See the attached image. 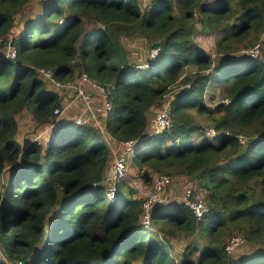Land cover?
<instances>
[{
  "label": "trees",
  "instance_id": "obj_1",
  "mask_svg": "<svg viewBox=\"0 0 264 264\" xmlns=\"http://www.w3.org/2000/svg\"><path fill=\"white\" fill-rule=\"evenodd\" d=\"M195 33L215 34L219 56ZM128 37L159 53L140 67ZM8 42L14 59L3 58ZM256 44L257 57L245 54ZM40 68L95 90L94 116L54 115L66 101L58 90H72ZM83 76L105 89L108 110ZM167 104L171 127L156 132ZM27 114L33 131L50 132L19 140ZM129 139L142 142L134 178L151 188L169 178L150 229L148 195L121 179L115 200L105 196ZM176 176L192 185L170 193ZM198 199L200 219L185 203ZM233 235L244 241L227 253ZM0 247V264H264V0H0Z\"/></svg>",
  "mask_w": 264,
  "mask_h": 264
},
{
  "label": "rangeland",
  "instance_id": "obj_2",
  "mask_svg": "<svg viewBox=\"0 0 264 264\" xmlns=\"http://www.w3.org/2000/svg\"><path fill=\"white\" fill-rule=\"evenodd\" d=\"M142 3L144 5H148L149 4V0H142ZM35 7L37 6V4L35 3L34 5ZM33 11H35V9H33ZM32 11V13H33ZM20 18V15L18 16V20ZM194 38L195 40L198 42V44L200 45V47H202L207 53L211 54L214 58L219 56V53L216 52V37L215 34H211V35H202V34H194ZM124 47L126 50V54L127 57L130 59L131 62L133 63H141L139 66L140 67H145L147 66L146 62H143L144 60H146L148 57H150L151 59L155 58L157 56L156 55H152L151 54V49H153V47L151 46L152 43H150L149 41L143 39V38H136V37H128L126 39H124ZM245 54H247V51H249L250 49H243ZM237 52L242 53V49L238 50ZM249 55V52H248ZM250 56V55H249ZM251 57V56H250ZM89 95V105L92 102V105H95V108L98 106V102H99V94L96 95L95 94V90L93 89H89L87 88ZM103 88H100V100L103 102V104H101V108H99V110L104 111V106L105 108L108 110L109 107L107 106V102H106V92H102ZM93 90V91H91ZM60 93L62 92V94L64 95V100L65 103L63 104L64 106L62 107L63 109V116L60 119H73L74 118L76 121L80 120L81 122H84L86 119H88L87 116V112H91V114H93L92 116H94V105L93 107L89 110V107L87 106L88 101H86V98H83L80 94H76L75 92L72 91V94H68V92H63L62 90H58ZM79 92V90H77ZM217 97V95H216ZM166 100V99H165ZM83 115L81 117H79L80 115ZM96 117V115H95ZM94 119V118H92ZM95 120V119H94ZM99 124L102 126L101 122L98 121ZM202 122V121H200ZM26 123H28V125H26ZM33 123L34 121L31 119L30 115H25L23 118L22 117H18V131L19 135H18V139L22 140L23 137L25 136H30V138H37V137H43L46 136L47 133H49L50 129H45V130H32L31 128L33 127ZM205 125V124H204ZM103 127V126H102ZM31 132V133H30ZM212 135L213 131L211 129H208L207 131V136L208 135ZM142 146V142H137L135 144V147L130 151V153L127 154V160H128V169H127V174L126 176L123 178V180L126 182V184L128 183L137 193L136 197H139L140 195H149L152 191H153V186L151 188V186L146 185L142 179L139 178H134L136 175V172H138V168L137 165L134 164L133 160L135 158V151H136V147H140ZM134 176V177H133ZM155 175H153L154 177ZM174 178H180L181 179V186L180 188H177L176 186H172V192L173 194H177L176 192H180L182 191V188L184 187H190L187 184H191V182L188 181V183H186L185 181H183L185 179L184 176H176ZM154 204V203H153ZM143 224V221H142ZM173 243H175V249L180 250L183 246L184 243L182 241H176V239L172 240ZM244 250L246 252H251V250L253 248L256 247V245H252L250 246L248 249L247 247L244 245ZM1 255V253H0Z\"/></svg>",
  "mask_w": 264,
  "mask_h": 264
},
{
  "label": "built area",
  "instance_id": "obj_3",
  "mask_svg": "<svg viewBox=\"0 0 264 264\" xmlns=\"http://www.w3.org/2000/svg\"><path fill=\"white\" fill-rule=\"evenodd\" d=\"M7 45H8V48L4 52L3 56L6 59H13L15 57L16 50H15V48L11 47V43L10 42H8ZM248 52H249V55L251 57H253V58L257 57L258 54H259V46L256 44L255 46L251 47L249 51H247V55H248ZM158 53H159V48L151 49V54L152 55H156ZM39 72L42 75H44L46 78H48L52 82V84H54V86L56 88H58V89L62 88V89H67V90L70 89L73 92H75L76 94H80L83 98H86V101H88L87 106L89 107V110L93 107L92 102L89 105V95L90 94L84 90L83 86L79 87V86H77L75 84H72L71 82H66V83L58 82L53 77V71L52 70H47V69L40 68ZM82 82L88 83L92 87L93 86H99L94 80H92V79H90V78H88L86 76H83ZM77 90H79V92ZM101 91L104 92L105 89L103 88ZM106 96H107V94H106ZM106 102H107V106L106 107H110L109 106L110 105L109 102L107 100H106ZM94 110H95V108H94ZM63 112H64L63 109L60 108V107L59 108L58 107L55 108L54 111H53L54 115H56L58 117H61L63 115ZM93 113H94V111H93ZM75 122L78 123V122H81V121L80 120H78V121L75 120ZM152 124L155 127L156 132H161V131H164L165 129H168V128L171 127L172 121H171V116H170L168 104L166 105V107L164 109L156 112L152 116ZM212 135H210V136H212ZM135 144H136V140H133V139L126 140L123 143L124 150H123L122 154H120V155H118V156H116L114 158V161H113V163L111 165V169H110V173H109L110 176H109L108 186H107V188L105 190V196L110 202H113L115 200L116 192H117V188H118V183L127 174V169H128L127 154L130 153V151L135 147ZM168 184H169V178L167 176H160L154 182L153 191L142 201L141 207L144 209L145 212L142 215V219L141 220L143 221V225L146 228L149 227V215H148L149 208H150V206L153 203H158V202L161 201V198L159 197V194L162 191V189ZM185 203L194 212V214L198 218H201L202 215L207 212V206H206V204H204V202L201 199H198V200H185ZM242 242H243V238L241 236L233 235L230 238V240H229V242H228V244L226 246V249L228 251H230L234 247H236L239 244H241ZM2 252L3 251H2V249L0 247V253L2 254Z\"/></svg>",
  "mask_w": 264,
  "mask_h": 264
},
{
  "label": "bare ground",
  "instance_id": "obj_4",
  "mask_svg": "<svg viewBox=\"0 0 264 264\" xmlns=\"http://www.w3.org/2000/svg\"><path fill=\"white\" fill-rule=\"evenodd\" d=\"M16 50V49H15ZM3 55H4V52L2 53ZM16 54H17V50H16ZM16 54H15V56H16ZM3 58H4V56H3ZM15 58V57H14ZM13 58V59H14ZM6 59V58H5ZM77 86H82L81 84H76ZM94 88H96L98 91H100V88L102 87V86H93ZM2 239V238H1Z\"/></svg>",
  "mask_w": 264,
  "mask_h": 264
},
{
  "label": "clouds",
  "instance_id": "obj_5",
  "mask_svg": "<svg viewBox=\"0 0 264 264\" xmlns=\"http://www.w3.org/2000/svg\"><path fill=\"white\" fill-rule=\"evenodd\" d=\"M161 202V201H160ZM159 203V202H158ZM143 209V208H142ZM200 219V218H199ZM150 221V220H149ZM148 229H150V227L148 228ZM243 241H244V238H243ZM243 243V242H242ZM228 244V243H227ZM227 244L225 245V251L227 252V253H230V252H232V250L233 249H235L236 247H234L232 250H230V251H228L227 249H226V246H227ZM240 245V244H239Z\"/></svg>",
  "mask_w": 264,
  "mask_h": 264
}]
</instances>
